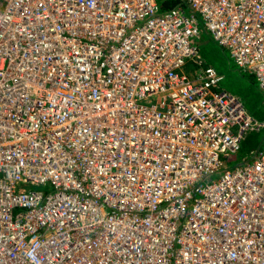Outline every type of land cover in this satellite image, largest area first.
<instances>
[{
  "label": "built area",
  "instance_id": "built-area-1",
  "mask_svg": "<svg viewBox=\"0 0 264 264\" xmlns=\"http://www.w3.org/2000/svg\"><path fill=\"white\" fill-rule=\"evenodd\" d=\"M182 2L0 0V264H264V150L223 160L264 124L197 44L264 92V0ZM37 39L45 70L15 78Z\"/></svg>",
  "mask_w": 264,
  "mask_h": 264
},
{
  "label": "rangeland",
  "instance_id": "rangeland-1",
  "mask_svg": "<svg viewBox=\"0 0 264 264\" xmlns=\"http://www.w3.org/2000/svg\"><path fill=\"white\" fill-rule=\"evenodd\" d=\"M198 56L214 68L221 78L219 88L242 102L247 112L259 123L264 124V92L253 74L241 70L231 59L230 53L221 47L206 32L197 42ZM190 68V64L188 65ZM194 64H193V70ZM264 150V130L245 135L240 150L234 155L223 157L226 168H233L246 161H254ZM219 176H214L216 180ZM42 189V188H40Z\"/></svg>",
  "mask_w": 264,
  "mask_h": 264
},
{
  "label": "bare ground",
  "instance_id": "bare-ground-1",
  "mask_svg": "<svg viewBox=\"0 0 264 264\" xmlns=\"http://www.w3.org/2000/svg\"><path fill=\"white\" fill-rule=\"evenodd\" d=\"M264 9V6L262 7ZM75 15H83L81 13V11H79L78 13H76ZM75 20H77V18H74ZM41 40L40 39H37L33 42L32 46L29 47L27 50H26V53H25V56L23 58H21V62L20 63H17V64H14V69L12 70L11 74L12 76H14L15 78H19L21 76V73H20V70L22 69H26L28 67H32L34 68L35 70H41V71H44L45 68L42 67V68H38L37 65H38V61L36 60V58L34 57V52L36 51V47L38 46V43L40 42ZM18 56L17 52H14V57ZM25 76L27 77V90L26 91H31V89L35 88L39 85H41V81L38 80V76H34L32 75L30 72H28L26 70V74ZM20 92L21 90H16L14 92V96H16L17 98L19 97L20 95ZM32 106L31 104L28 102V109H30ZM49 110H43L40 115H39V118L42 120H46L47 119V116L49 115ZM38 116H34L32 118H30L29 120H27V123H33V126L32 127H36L37 124H39L38 122ZM30 126V124L28 125V127ZM168 140V138H164V141ZM140 148L141 149H147L146 148V145L145 143L142 141L140 143ZM152 149H154V147H151ZM146 152V151H144ZM179 163H181V161H179ZM264 177V175H263ZM208 194V193H207ZM115 200L116 201H120L121 199L119 197H115ZM85 205L88 206V207H91V208H94L96 210H100L102 212V215L103 217L105 216L106 212L109 210L108 208L106 207H100V205H95L94 203H92L91 201H88V200H85ZM167 213L169 214H174L175 213V210L174 209H171L169 210ZM105 218V217H104ZM128 218V215L127 214H123L122 216H120L119 218H114L112 219L111 221H118L120 223H123L125 224L126 222H130L132 220H127ZM166 222L170 223L168 220H166ZM139 224H143V225H147L148 224V220H144L143 222L139 223ZM170 226L171 227H174V225L172 223H170ZM123 227H126V226H123ZM97 227L94 226L92 229H96ZM150 231L151 232H154V229L153 228H150ZM165 237V239L168 238V236L166 237L165 235L163 236Z\"/></svg>",
  "mask_w": 264,
  "mask_h": 264
},
{
  "label": "trees",
  "instance_id": "trees-1",
  "mask_svg": "<svg viewBox=\"0 0 264 264\" xmlns=\"http://www.w3.org/2000/svg\"><path fill=\"white\" fill-rule=\"evenodd\" d=\"M159 14H163L183 4L182 0H157Z\"/></svg>",
  "mask_w": 264,
  "mask_h": 264
},
{
  "label": "clouds",
  "instance_id": "clouds-1",
  "mask_svg": "<svg viewBox=\"0 0 264 264\" xmlns=\"http://www.w3.org/2000/svg\"><path fill=\"white\" fill-rule=\"evenodd\" d=\"M203 32H205V31H203ZM208 34V33H207ZM202 38V37H201ZM199 48V47H198ZM192 68H193V65L191 64L190 65V68H188V66H187V69H186V71H191L192 70ZM247 111V110H246ZM252 117V116H251ZM253 118V117H252ZM257 157V156H256ZM255 157V158H256ZM255 160V159H254ZM246 162H248V161H246ZM249 162H253V161H249ZM241 165V164H240ZM239 166V165H238ZM237 167V166H236ZM233 168H235V167H233ZM229 169H232V168H229Z\"/></svg>",
  "mask_w": 264,
  "mask_h": 264
}]
</instances>
